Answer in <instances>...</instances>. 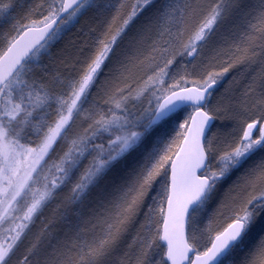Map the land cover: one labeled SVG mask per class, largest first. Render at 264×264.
<instances>
[{"label": "snow or ice", "instance_id": "snow-or-ice-1", "mask_svg": "<svg viewBox=\"0 0 264 264\" xmlns=\"http://www.w3.org/2000/svg\"><path fill=\"white\" fill-rule=\"evenodd\" d=\"M13 261L264 264V0H0Z\"/></svg>", "mask_w": 264, "mask_h": 264}, {"label": "trees", "instance_id": "trees-1", "mask_svg": "<svg viewBox=\"0 0 264 264\" xmlns=\"http://www.w3.org/2000/svg\"><path fill=\"white\" fill-rule=\"evenodd\" d=\"M89 17H84L81 19L80 24H78L75 28H73L70 32H68L64 38L55 45V47L52 49L54 54H59L63 49H65L66 47H68L71 43V41L77 39L80 35L78 29H80L82 26L86 25L87 23H89ZM232 75H237L235 72L232 73ZM239 87L242 88V85H239ZM218 122V121H217ZM170 134H174V133H170ZM158 212H157V217H158ZM142 219V218H141ZM162 223V218H160L159 220V224L161 226ZM156 225L153 224V230H155ZM200 227H203V225H200ZM157 243L162 245V248L159 250L161 255L163 254L164 251V245L162 243V241H157ZM13 264H15V261H13Z\"/></svg>", "mask_w": 264, "mask_h": 264}, {"label": "water", "instance_id": "water-1", "mask_svg": "<svg viewBox=\"0 0 264 264\" xmlns=\"http://www.w3.org/2000/svg\"><path fill=\"white\" fill-rule=\"evenodd\" d=\"M162 224H163V220H162V223H161V228H162ZM162 243H163V245L165 247V250H166V244H165V242H162ZM190 255H191L192 259L194 260L195 259V254L194 253H190ZM185 264H186V262H185Z\"/></svg>", "mask_w": 264, "mask_h": 264}, {"label": "rangeland", "instance_id": "rangeland-1", "mask_svg": "<svg viewBox=\"0 0 264 264\" xmlns=\"http://www.w3.org/2000/svg\"><path fill=\"white\" fill-rule=\"evenodd\" d=\"M229 79H231V76H229ZM227 83V82H226ZM242 85V84H241ZM242 87H243V85H242ZM223 90V89H222ZM221 90V91H222ZM213 102H215V101H213ZM217 123H219V121L217 122ZM216 129H213V131H215ZM45 215H48V213H46Z\"/></svg>", "mask_w": 264, "mask_h": 264}]
</instances>
